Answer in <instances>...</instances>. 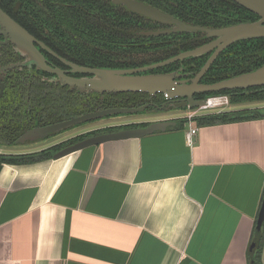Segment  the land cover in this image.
I'll list each match as a JSON object with an SVG mask.
<instances>
[{"label":"crops","instance_id":"crops-1","mask_svg":"<svg viewBox=\"0 0 264 264\" xmlns=\"http://www.w3.org/2000/svg\"><path fill=\"white\" fill-rule=\"evenodd\" d=\"M263 195L261 116L4 163L0 264H251Z\"/></svg>","mask_w":264,"mask_h":264},{"label":"trees","instance_id":"trees-1","mask_svg":"<svg viewBox=\"0 0 264 264\" xmlns=\"http://www.w3.org/2000/svg\"><path fill=\"white\" fill-rule=\"evenodd\" d=\"M6 5V9L13 16L18 17L23 23L37 22L40 32L44 28L57 29L56 24L63 34L59 35L61 41L68 46L69 50L86 51L90 55L102 59H113L109 65L102 67L125 68L138 67L151 64L169 58L181 51L197 47L208 38L204 32L196 33H169L160 35H138L137 31L154 29L160 24L150 18L136 14L123 5H113L110 0H1ZM165 12L172 14L186 22L195 25L216 27L225 25L226 20L237 22L244 20L243 15L237 20H233L232 9L242 8L248 11V18L254 19L257 14L251 12L234 0H142ZM29 17V18H27ZM55 17L56 19H53ZM37 26V27H38ZM156 26V27H155ZM41 27V28H40ZM31 28V27H30ZM32 29V28H31ZM33 30V29H32ZM261 44V47L258 46ZM236 50L227 54L224 50L212 64L206 76L213 77V80H221L241 72L248 71L260 65L264 61V37L250 40H239ZM256 50L262 48L258 55L259 62L252 63L250 60L239 61L233 54L239 57L248 56L249 51H245L246 46ZM250 47V48H251ZM83 54V53H82ZM208 54L197 57H188L184 60L176 61L167 66L154 69L150 72L171 70L172 67L181 63L187 66L189 72H195L204 63ZM95 56V57H94ZM231 56L234 58L230 61ZM263 57V59H262ZM261 58V59H260ZM248 59V57H247ZM96 60V59H95ZM245 63L247 66H245ZM102 64V63H100ZM243 64V66H241ZM255 65V66H254ZM241 89L214 91L215 94H228L230 102L264 99L256 93H246L245 95H229L231 92H239ZM132 104L137 106L142 104L148 95L142 92H131ZM260 108H243L236 111H220L202 114L193 118L198 126L223 124L233 121L249 120L260 117ZM176 121L182 126L188 121L187 118L179 117ZM149 122H136L123 124L113 127H105L87 131L77 137H72L67 142L49 147L39 152L27 153L22 155L9 156L0 153V170L4 163L26 164L53 157V154L62 147L84 139L86 137L100 134L103 132H113L120 129L145 127ZM254 239V238H253ZM250 251L251 264H262L264 250V225L261 237L253 242Z\"/></svg>","mask_w":264,"mask_h":264},{"label":"flooded vegetation","instance_id":"flooded-vegetation-1","mask_svg":"<svg viewBox=\"0 0 264 264\" xmlns=\"http://www.w3.org/2000/svg\"><path fill=\"white\" fill-rule=\"evenodd\" d=\"M211 3L213 4L214 1L211 0ZM5 5L6 4L0 0V9H2L5 13H7L16 23H18L31 36V38L28 40L30 45V50L23 48L20 45L19 38L17 37V35L8 29L7 24L0 22V153L9 156H15V155L39 152L49 147H53L65 143L72 137H77L81 134L86 133L87 131L105 128V127L123 125V124H118L119 122L115 124L102 125L96 128L89 129L87 131L78 132L69 137H63V133H65L64 131L66 130L68 131L69 129L77 127L82 123L80 122L56 130L54 132H50L49 134L45 135L43 138H36V136L42 133L40 131V128L50 126L55 123L66 122L67 120L73 117H77L88 112H93L95 110H102V109H109L116 107H132L135 105L132 104L131 99L133 98L132 96H130L131 93L130 91L127 92L104 91L100 94L91 91L80 92L75 87L71 88L62 79V77L88 78L92 76L90 73L74 71L75 65L90 67V68H108L102 66L109 65L112 62V60H115V58L105 59L103 63V60L101 58L97 59V57L94 56L96 59L95 60L93 56L90 55V53L84 50L83 52L79 50L71 51L68 49V46H66L65 43L61 41V38L58 35V34L60 35L63 34V31L59 29L62 26V24L61 25L56 24L57 26L56 30L53 28H47V29L44 28V31L40 32L38 30L39 26L36 21L32 23H27V22L23 23L21 19H19L16 16H13L11 12L6 9ZM231 13L234 14L233 20H237L239 16L242 15L244 20L228 23V21H230V19L228 18L226 20L227 23L222 26L232 25L246 21H255L256 19L259 18V16L255 17L254 19L248 18L250 14L248 13V11L245 12L242 8L239 9L234 8L232 9ZM53 19L56 18L53 17ZM157 23L160 24V26L158 27L155 26L156 28L154 29H159V28L163 29V28L172 27V25L169 24H164L160 22ZM198 26H204V25H198ZM222 26H216V27H222ZM154 29H148V30H154ZM196 32H201V31H196ZM196 32L182 31L179 33H196ZM171 33H178V32H171ZM138 35H143V34H138ZM206 38L208 39L203 44H206L214 39V37H207V36ZM254 38H261V37H252L243 40H250ZM237 42H239V40L231 43L230 45H228L226 48H224L218 53V55L215 57V59L208 67L206 72L200 77L199 83H213L218 81V80H213V77L208 78V76H206V73L209 71L212 64L215 62V60L224 50H226L227 54L233 53L237 48V44H235ZM250 45L251 44H249L248 46H246V48H244L245 51H249V54L247 56L248 59L246 56H243V58L239 57V54L237 53L233 54V56H236V58H238L239 61L250 60L253 61L252 63L254 64L259 62L258 58L260 56L258 55V53H260V50H262V48L256 50L257 44L255 45L254 49ZM258 46L261 47V44L258 43ZM212 52L213 50L206 52V54L208 55L204 63L212 54ZM184 59H181V61ZM232 59L234 58L231 56L230 61H233ZM176 61H180V60H176ZM157 62H153V63H157ZM171 63L165 64L163 66H167ZM263 64L264 61L260 65L248 71H252L262 66ZM163 66L153 68L143 73L145 74L173 73L179 71L180 73L183 74V77L177 79L180 80L184 78V79H188L189 81V79H191L195 75V73L200 70V68L203 65L195 72H189L187 70V66L183 63L172 67L170 71L163 70L157 72H150L154 69ZM241 66H243V64H241ZM245 66H247L246 63ZM129 68H136V67H125V68L109 67V69H129ZM248 71H244V72H248ZM239 89H241L239 92L233 91L229 95L231 96H235L238 94L245 95L246 93H251V92L256 93L259 96L261 93L264 95V85H257L253 87L239 88ZM213 92L214 91L195 92L193 94V98L194 100H202L215 95L228 96V94H215ZM144 100L145 101L142 102V104H149V105L140 112L143 113L147 112L152 115H159L165 113L170 114V113H174L176 110L187 109V107H175V105H179L184 101L182 98L166 100L164 95L161 93H156L153 96L148 95V98ZM258 100H264V99L262 98ZM124 114H131V113L106 114L104 116L109 117V116H115V115L118 116ZM124 124H129V123L125 122ZM28 136H30L32 139H29ZM58 137H60V139L58 141H54L49 146L42 147L40 148V150L32 151L35 149L34 147L36 146V144L38 145L39 143L42 142L47 143L50 139L58 138ZM44 143L38 146H41Z\"/></svg>","mask_w":264,"mask_h":264},{"label":"water","instance_id":"water-1","mask_svg":"<svg viewBox=\"0 0 264 264\" xmlns=\"http://www.w3.org/2000/svg\"><path fill=\"white\" fill-rule=\"evenodd\" d=\"M114 5H123L128 10L150 18L156 22L172 25L171 28L141 30L137 34L143 35H159L171 32H196L201 31L207 37L214 39L206 44L196 48L186 50L166 60L129 69H109V68H90L83 66H74V71L90 73L92 76L88 78H70L62 77V79L71 87L77 88L80 92L91 91L96 93L108 92H142L149 96L156 93L164 95L166 100L182 98L184 101L175 107L197 108L206 103V99L194 100L195 92L205 91H221L233 90L239 88L253 87L264 85V64L252 71L240 73L228 78L218 80L213 83H199L200 77L206 72L218 53L233 42L238 40L264 37V0H234L236 3L250 10L259 16L255 21L240 22L222 27H206L186 23L173 15L164 12L142 0H110ZM0 22L7 24L8 29L17 35L20 45L30 50L29 39L31 36L16 23L7 13L0 9ZM36 50V49H35ZM34 50V52H35ZM213 50L212 54L203 64L198 72L189 79H177L183 77L179 71L173 73H143L153 68L163 66L165 64L181 60L186 57H196ZM38 55V54H37ZM149 104H142L132 107H116L102 110H95L77 117H73L66 122L55 123L50 126L40 128L42 132L36 138H43L50 132L68 127L75 123L84 122L91 119L101 118L106 114L116 113H135L144 110ZM264 117V112L259 113ZM174 119L154 121L145 127H135L120 129L113 132H105L92 135L76 141L70 145L63 147L53 154V158L58 159L70 153L79 151L83 148L97 145L110 140H119L130 137H142L155 131L165 130L169 126L175 125ZM29 139H32L28 136ZM264 225V195L262 203L256 218L254 228V239L256 242L262 234ZM254 245V244H253Z\"/></svg>","mask_w":264,"mask_h":264},{"label":"rangeland","instance_id":"rangeland-1","mask_svg":"<svg viewBox=\"0 0 264 264\" xmlns=\"http://www.w3.org/2000/svg\"><path fill=\"white\" fill-rule=\"evenodd\" d=\"M255 107H260L262 110H264V100H247V101H238V102H229L225 106H219V107H214V108H207V109H202V110H194L196 108H190L186 110H176L174 113H165V114H159V115H152L147 112H135L131 114H124V115H115V116H109V117H102V118H97L93 119L90 121L82 122L80 125L77 127H74L72 129H69L68 131H64L63 137H69L73 134H76L81 131H87L92 128H96L102 125H108V124H115L121 121L129 120V121H140V120H145V119H152L155 117L159 116H165V115H171V116H177V117H183L185 114H188L189 111H193L196 114H206V113H212V112H217V111H231L234 109H242V108H255ZM189 128V126H187ZM60 137L58 138H52L50 139L47 143H44L41 146H38L42 143H39L38 145L34 147L36 149H40L42 147H47L54 141H58ZM264 253V252H263ZM263 264V262H262Z\"/></svg>","mask_w":264,"mask_h":264},{"label":"built area","instance_id":"built-area-1","mask_svg":"<svg viewBox=\"0 0 264 264\" xmlns=\"http://www.w3.org/2000/svg\"><path fill=\"white\" fill-rule=\"evenodd\" d=\"M229 103V98L226 95H215V96H210L206 99V103L200 107H197L194 110H202V109H207V108H214V107H219V106H225ZM220 112V111H217ZM202 114H196L193 111H189L188 114H185L183 117L187 118L189 122L193 120L194 117L199 116ZM190 126V131L188 133L189 136H191L194 132H196L195 127Z\"/></svg>","mask_w":264,"mask_h":264}]
</instances>
